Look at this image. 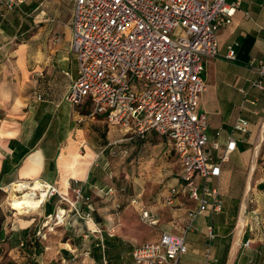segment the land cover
<instances>
[{
  "label": "crops",
  "instance_id": "1",
  "mask_svg": "<svg viewBox=\"0 0 264 264\" xmlns=\"http://www.w3.org/2000/svg\"><path fill=\"white\" fill-rule=\"evenodd\" d=\"M73 11L74 0H26L6 12L0 34V187L40 178L60 189L68 190L69 184H75L91 192L102 182L105 160L98 131L104 116L91 119L89 103L75 105L65 99L78 76V61L71 48ZM250 35L254 40L247 45L245 40ZM217 36L218 54L206 62L208 88L200 97L198 109L208 115L209 139L221 145L220 150L213 151L215 161L220 163L230 137L236 139V147L220 163V175L210 179V185L220 189L223 210L199 218L195 230L187 235L188 251L179 264H260L264 262V234L255 237L254 230L259 226L258 214L264 202V90L254 82L258 79L256 66L264 62V0H241L233 22L221 27ZM232 47L235 59L227 57ZM238 117L249 122L247 132L235 130ZM111 129L126 135L109 142L118 141L117 146L111 145L113 150L124 147L128 152L127 143L140 141L119 128ZM146 140L155 148L169 146L174 152L171 141L156 132ZM146 140L141 146H148ZM175 156L179 169L161 198L179 184L182 166ZM141 163L153 165L152 160ZM150 172L148 180H152L151 175L160 178L157 175L162 173L161 169ZM135 173L127 171L126 176L142 180ZM112 187L116 190L111 197L113 204L98 208L97 219L78 218L71 210L59 232L48 234L46 239L32 230L38 225L36 221L7 225L10 234L5 244L22 250L32 264H69L67 260L73 256L82 258L83 264H134L133 238L139 229L148 237L160 238L163 231L182 234L186 210L169 207L171 218L166 221L157 210L143 204L142 194L127 198L138 200L128 207L135 205L129 214L138 216L120 226L114 220L115 202L122 201L125 192L124 188ZM52 203L44 205L41 217L50 216V211L51 216L55 214L59 201L54 209ZM142 206L155 214L156 225H141L138 217ZM98 244L100 258L95 259L91 250Z\"/></svg>",
  "mask_w": 264,
  "mask_h": 264
},
{
  "label": "built area",
  "instance_id": "2",
  "mask_svg": "<svg viewBox=\"0 0 264 264\" xmlns=\"http://www.w3.org/2000/svg\"><path fill=\"white\" fill-rule=\"evenodd\" d=\"M25 1L2 2L0 34L6 12ZM240 5L241 0H74L71 48L78 76L65 99L75 105L89 103L90 118L104 116L110 126L130 138L143 140L152 132L168 138L182 166L179 184L163 200L186 210L183 232L163 231L159 241L136 247L134 264H179L188 251L187 235L195 230L198 218L222 210L220 189L212 187L210 179L220 175V163L229 158L236 139L230 137L218 164L213 151L221 145L209 139L208 115L198 108L208 88L206 62L218 54L217 32L233 22ZM227 57L235 59L233 47ZM256 71L254 86L264 90L263 61ZM234 128L247 132L249 122L238 117ZM41 180L49 184L47 200L59 194L53 184ZM74 190L78 200L84 198L81 187ZM114 191L110 187L106 194ZM140 215L148 225L158 223L146 206ZM81 217L91 219V211ZM209 230L212 234V226Z\"/></svg>",
  "mask_w": 264,
  "mask_h": 264
},
{
  "label": "rangeland",
  "instance_id": "3",
  "mask_svg": "<svg viewBox=\"0 0 264 264\" xmlns=\"http://www.w3.org/2000/svg\"><path fill=\"white\" fill-rule=\"evenodd\" d=\"M81 110L83 111L82 108ZM88 111L89 110H86L85 112L87 113ZM111 128L113 127L108 126L104 122V123H101V128L98 131L100 143L104 150V160H105V167L103 169L104 171L102 170L103 173L101 175L102 183H103L102 186L112 185L117 188H124L123 192H125V194L124 196L121 197L122 200L127 199L129 196L142 194L144 205H148L152 209L157 210L156 212L159 213V217L163 215L166 221L169 220L171 218L170 213H169L170 206L165 204L161 196L164 193H166L168 187L174 183L173 179L176 176L175 173L179 169L177 158L174 152L171 151V148L169 146L163 149H162V146L155 148L152 141L146 140V143H148L147 147L141 146L143 145V143H145V141L127 143L126 145L128 148L126 149H129V150L126 155L120 152L117 154H113L112 147L109 145V142L113 141V139L115 140L122 136L125 137L126 135H124L117 129H111ZM136 144H139V146L138 147L136 146L135 149H132L133 145H136ZM171 145H172V142H171ZM143 160H152L153 165L151 167L149 165H143L141 163V161ZM159 160H166V163L160 164ZM160 169L162 173L161 175H157L160 178H156L155 175H151L152 180L146 179L149 176L147 174L148 171L149 172L151 171L150 173L154 174L157 171H160ZM127 171L136 172L134 175L137 176L138 174V176L142 180L134 181L131 177L126 176ZM131 176H133V174H131ZM39 179L40 178L27 180V181L21 180L23 181L21 183L27 184V186L23 189L19 187H15V184L17 183H15L14 185L12 184L11 187H7L6 189L0 188V218L5 219V222L9 223V226L11 227L16 224H21V225L28 224V223H25L28 220L34 221V222L36 221L38 222V225L37 224L33 225L32 230L35 231L37 236H39L40 238L46 239V237L49 236L48 234H57L59 232L61 226L64 224L66 220V216L68 215V213L71 212V210L76 212V214L80 217L84 214V211L80 210V204L84 200V198H80L79 200L76 198L77 194H76V190L74 189L75 188L79 189L80 186H77L75 184H71V185L69 184L68 190H64L54 185L58 193L61 196H64L65 198L64 200L62 199L61 201H59V206L53 216L50 215L45 218L41 217L40 212H42L44 203L46 202L48 196L43 197L39 194L40 191L30 189L31 185H34L38 181L42 182ZM36 180L38 181L35 182ZM27 191H30L32 194L36 191V197L38 196L37 198H38L39 203L32 210L18 209L17 202L19 200L17 201L13 200L12 196L13 194H15V196H22ZM115 193L116 192L114 191V194ZM90 194L92 198L90 200L94 201L93 207L96 210L95 212L98 211V208L102 210L103 206L113 204L111 200L112 198L110 196L105 195L104 197L96 189L95 191L91 190ZM116 203L117 202H115V205ZM262 206H263L262 210L258 214L259 219H260L259 226L258 228L254 230L255 237L257 236L261 237L264 234V202ZM128 207H129V204L126 206L125 209L122 210L123 213H121V215L116 213V215L114 216V220H117L119 224L121 223L120 226H122V223H127L129 219H133V218H136L135 216H138L137 213L129 214L133 209L136 208L135 205H132L130 208ZM76 209H78L79 212L76 211ZM138 218H139L141 225L145 223L142 220L140 214ZM198 220L196 222V225L198 223ZM125 226L127 225H124V229L127 228ZM45 230L47 231L44 233ZM139 232L141 234L139 233L137 237L133 238V240L136 243L135 244L136 247L145 243L143 241L157 242L159 241L158 239H160V238H157L156 235L148 237V235L144 233L145 231L143 232L140 229H139ZM141 241L143 243L140 244ZM20 263L21 264L22 263L32 264L31 259L20 249L15 250V249H10L9 247H6L3 254L0 255V264H20Z\"/></svg>",
  "mask_w": 264,
  "mask_h": 264
},
{
  "label": "trees",
  "instance_id": "4",
  "mask_svg": "<svg viewBox=\"0 0 264 264\" xmlns=\"http://www.w3.org/2000/svg\"><path fill=\"white\" fill-rule=\"evenodd\" d=\"M252 40H254V37L252 36V35H250V36H248V38L245 40V44L247 43V45L248 44H250L251 42H252ZM104 119H105V122H106V124L108 125V126H110L109 125V123L107 122V120H106V118L105 117H103ZM139 139V138H138ZM147 139V138H146ZM146 139H143V140H141V139H139L140 141H145ZM116 142V141H115ZM115 142L114 143H111L110 144V146L111 145H115ZM118 145V143L115 145V146H117ZM124 149V147H120V148H116L115 149V151H116V153H119V152H121L122 150ZM113 149H112V153H113ZM114 154V153H113ZM101 157V156H100ZM100 157H99V159H100ZM46 181V180H45ZM103 185V183L101 182V184L99 185V186H97V187H95V189L96 190H98L101 194H102V196H104L105 197V195H107V196H110V197H112L111 195H108V194H106V192L108 191V189L110 188V187H112V186H102ZM101 186V187H100ZM82 188V190H83V196H84V200L81 202V204H80V210L81 211H84V212H90V211H92L91 212V215H92V218L94 217L95 219H97V215H96V210H95V208L93 207V202L94 201H92V200H90V199H92L91 198V194H90V192H86V191H84V189H83V187H81ZM259 188H260V186H259ZM115 189V188H114ZM261 189H263L262 187H261ZM170 191V190H169ZM115 192H116V190H115ZM116 194V193H115ZM114 194V195H115ZM101 196V197H102ZM106 196V197H107ZM62 200V197L59 195V194H54V195H52L51 197H49V199L44 203V205H48L49 204V202H53L52 203V205H53V209L56 207L55 206V204H56V202L57 201H61ZM132 200H133V198L132 199H130V200H127V199H125V200H122V201H120V202H117L116 203V205H115V213H118V211H122L123 209H125L126 208V206L128 205V204H130L131 202H132ZM86 207V208H85ZM86 210V211H85ZM222 210H223V206H222ZM221 210V211H222ZM48 212V211H47ZM53 212L52 211H50V212H48L47 213V215H51ZM78 216V215H77ZM78 218H82V219H85V218H83V217H80V216H78ZM9 226V223H7V222H5V219H1L0 218V255H2L3 254V252H4V250H5V248L7 247V245L5 244L6 242H7V236L10 234V232L9 233H7L6 232V229H5V226ZM27 231H29V229H26ZM248 232V230L246 231V233ZM30 244V243H29ZM25 245V243H23L22 244V246H24ZM100 244H98L97 246H94L93 248H92V250H91V254L93 253V257L95 258V259H99L100 258V249L99 248H101V245L99 246ZM64 253H67L68 251H63ZM68 261V263L69 264H83V260H82V258H80L79 256H77V257H74L73 256V258H71V259H68L67 260ZM21 264V263H20ZM22 264H26V263H22ZM52 264H58V262H52ZM249 264H255L253 261L252 262H250ZM260 264H264V262H261Z\"/></svg>",
  "mask_w": 264,
  "mask_h": 264
},
{
  "label": "bare ground",
  "instance_id": "5",
  "mask_svg": "<svg viewBox=\"0 0 264 264\" xmlns=\"http://www.w3.org/2000/svg\"><path fill=\"white\" fill-rule=\"evenodd\" d=\"M40 181H42L41 179H39ZM38 180H36L35 182H37ZM21 183V182H20ZM15 184V187H19L21 189L25 188L27 186V184ZM30 186V185H29ZM69 187V185H68ZM31 190H36V191H40V195L41 196H47V192L49 189V184L42 182H37L34 185L30 186ZM36 191L32 194L30 191L25 192L22 196H15V194H13L12 199L17 201V208L18 209H24V210H32L34 209L39 201H38V196L36 197Z\"/></svg>",
  "mask_w": 264,
  "mask_h": 264
}]
</instances>
